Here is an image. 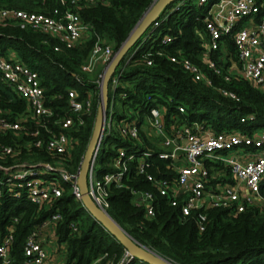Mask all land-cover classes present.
Listing matches in <instances>:
<instances>
[{
  "label": "trees",
  "instance_id": "trees-1",
  "mask_svg": "<svg viewBox=\"0 0 264 264\" xmlns=\"http://www.w3.org/2000/svg\"><path fill=\"white\" fill-rule=\"evenodd\" d=\"M154 1L82 0L72 4L88 33L74 46L14 20L0 22V53L24 61L39 72L47 103L54 111L46 122L55 133L67 134L71 142L69 150L60 154L35 147L32 143L37 136L30 131L37 128L45 131L33 117L23 121L30 130L0 129V147L10 144L19 150L11 156L0 149V241L13 235V264L24 262L27 238L34 235L40 241L46 223L57 212L61 219L50 224L58 244L64 246L65 264H149L138 258L123 263L127 255L124 245L92 216L74 193L72 183L57 174L55 168L63 166L70 173L78 172L94 130L100 101L98 79L103 67L86 71L83 64L90 59L97 42L110 44L115 52ZM215 1H171L121 59L115 72L119 83L114 86L111 79L109 84L108 115L114 121L126 119L135 123L139 135H125L117 124L105 131L94 164V178L102 180L107 173L116 171L113 161L119 149L125 150L127 169L120 185L108 186L107 212L138 242L176 264H264V178L262 199L242 212L213 207L193 210L189 215L182 213L183 196L173 205L172 195H162L148 180V175H152L175 184L178 178L174 161L163 156L168 150L162 143L163 133L153 125L150 130L143 127L145 114L150 116L152 124L153 106L162 109L166 133L174 134L182 123L195 122L214 132L239 130L253 134L264 129V90L240 73L226 79L232 64L241 67L232 34L223 35L217 49L207 50L210 36L206 17ZM0 7L54 14L56 9L63 11L66 4L61 0H0ZM263 14L264 9L257 19ZM168 36L171 38L166 39ZM173 56L188 58L199 65L211 82L195 78ZM209 60L220 67V73L209 66ZM70 89L77 91V98L84 104L91 100L90 110L85 107L74 110ZM224 90L234 92L235 96ZM0 107L11 110L9 115L15 119L28 105L24 97L0 81ZM130 108L133 113L127 115ZM67 117H72L75 123L65 127L63 121ZM146 152L149 155L145 158V172L141 174L137 158L130 160L128 156L139 157ZM204 162L209 172V188L235 182L231 166L207 157ZM18 163L45 165L38 177L56 182L61 195L41 204L33 202L29 188L21 186L23 182L5 169ZM147 192L154 197L153 216L139 203ZM200 214L205 215L203 229Z\"/></svg>",
  "mask_w": 264,
  "mask_h": 264
},
{
  "label": "built area",
  "instance_id": "built-area-1",
  "mask_svg": "<svg viewBox=\"0 0 264 264\" xmlns=\"http://www.w3.org/2000/svg\"><path fill=\"white\" fill-rule=\"evenodd\" d=\"M61 1L66 4V8L61 12L56 9L54 14L28 11L21 8L0 7V22L7 23L9 20H14L22 26H31L54 35L67 46H74L88 34L80 14L72 8V4H78L82 0ZM207 1L200 0L201 3ZM218 2L219 0H216L211 4L209 14L206 17V27L210 36L207 50L217 49L222 43L223 35L232 34L241 62L240 74L264 90V14L257 19V15L264 8V0H234L231 7L220 18H215L210 11L212 6ZM170 38L168 36L166 39ZM113 53L110 44L97 42L90 59L82 67L86 71H94L97 69L99 62H102L104 68ZM172 59L183 63L185 69L192 72L195 78L211 82L203 69L190 59L176 56H173ZM149 62L151 63V61ZM209 66L216 72H221L220 67L213 60H209ZM232 74L229 70L226 79H230ZM101 77L102 72L98 79L99 86ZM112 79L113 85L116 86L119 79L115 74ZM0 81H3L11 90L24 97L28 105L27 110L15 119L9 115L12 112L11 110H4L0 107V129L4 132L9 130L18 131L22 127V129L30 130L23 121H26L29 117L36 118L44 126L45 132H42L40 128L30 131L31 134L37 136L32 144L51 153L67 152L70 148V137L64 132L55 133L46 122V119L51 117L54 111L47 103L45 88L41 83L39 72L24 61L12 59L0 53ZM224 93L235 96L234 92L229 90H224ZM77 96V91L70 89L69 99L74 110L79 111L84 107L90 110L91 100L87 99L84 104ZM179 108L181 111L185 110L183 105H180ZM150 111L154 117L152 120L153 127L164 135L163 146L168 150L163 156L174 161L173 165L178 172V178L175 184L170 183L168 180L156 179L152 175H148V180L158 187L162 195L171 194L173 205L177 204L179 196H183L184 202L181 207L183 215H189L193 210L213 207L230 208L233 212L238 213L262 199L260 191L261 182L264 178V129L257 130L253 134L243 133L239 130L214 132L210 127L201 126L198 122H195L193 124L182 123L172 134L164 131L162 109L153 106ZM245 118L242 119L245 120ZM74 123L75 120L72 117H67L63 121L65 127ZM114 124L115 121L112 116L108 115L105 121L104 133L112 129ZM117 126L125 135L131 137L139 135L138 125L126 119L119 121ZM239 147H255V151L249 155L247 160L228 155L227 151ZM0 149L3 154L11 156L19 152L10 144L2 145ZM97 153L98 149L89 174V193L94 202L101 209L107 211L109 206L107 199L108 186L112 183L116 185L122 183L124 172L127 169L124 161L126 152L123 149L118 150V156L113 161L116 171L107 173L102 180L94 178V164ZM148 155L149 153L146 152L139 157H135V155L128 156L130 160L137 158L139 173L141 174L145 172V158ZM206 157L214 161H223L231 166L235 182L226 183L216 189L209 188L207 185L209 172L204 162ZM44 168L45 165L30 166L28 163H18L14 167L5 169L7 172H11L14 179L23 182L21 186L29 188V195L33 202L41 204L51 197L61 195V190L56 182L46 181L38 177L43 173L42 169ZM79 171L70 173L63 166L55 168L57 174L72 183L74 193L82 199L78 184ZM153 198L151 192H147L140 197L139 203L145 206L149 216L155 214ZM61 217L59 212L55 213L46 225L61 219ZM199 218L200 227L203 229L202 223L205 220V215L200 214ZM13 241L12 234L0 241V264H13ZM24 252L26 258L22 264H52L49 261L47 248L34 235L27 238ZM131 259L127 252L123 263H127Z\"/></svg>",
  "mask_w": 264,
  "mask_h": 264
},
{
  "label": "water",
  "instance_id": "water-1",
  "mask_svg": "<svg viewBox=\"0 0 264 264\" xmlns=\"http://www.w3.org/2000/svg\"><path fill=\"white\" fill-rule=\"evenodd\" d=\"M173 0H155L148 8L139 23L134 27L129 36L123 41L113 53L110 61L102 70L100 82V101L97 109L94 130L85 152L82 166L79 171L78 184L80 187L82 202L92 216L109 230L126 248L129 256L138 258L149 264H176L170 259L158 254L149 247L138 242L132 237L107 211L101 209L89 193V174L93 165L96 151L104 133L105 121L108 116L109 106V84L121 59L126 55L136 41L151 26L165 7Z\"/></svg>",
  "mask_w": 264,
  "mask_h": 264
},
{
  "label": "crops",
  "instance_id": "crops-1",
  "mask_svg": "<svg viewBox=\"0 0 264 264\" xmlns=\"http://www.w3.org/2000/svg\"><path fill=\"white\" fill-rule=\"evenodd\" d=\"M234 0H219L218 3L212 6L210 13L215 18H220L232 5ZM264 9V8H263ZM103 67V63L99 62L97 68ZM231 72L234 73H241V68H238L237 65L232 64L231 67H229ZM255 151V147L253 149H250L249 147H239L234 150L227 151L228 155H231L232 157H237L238 159L247 160L249 158V155ZM50 228H48V231H44L40 235V241L44 244V246L47 248V246H51V255L49 256V261L52 264H65V249L63 245H59L57 242V237L55 235L54 227L52 224ZM47 225V226H49ZM46 226V227H47ZM52 240H56L57 244L54 245L52 243ZM48 250V249H47Z\"/></svg>",
  "mask_w": 264,
  "mask_h": 264
},
{
  "label": "rangeland",
  "instance_id": "rangeland-1",
  "mask_svg": "<svg viewBox=\"0 0 264 264\" xmlns=\"http://www.w3.org/2000/svg\"><path fill=\"white\" fill-rule=\"evenodd\" d=\"M197 1V0H196ZM132 113H133V109H127L126 110V114L127 115H132ZM144 125H143V127L144 128H146L147 130H150V129H152L153 127H152V124H151V122H150V116L149 115H147V114H145L144 115ZM117 122H119V121H115V124H114V126L116 127V124H117ZM163 142H164V138H163ZM162 142V143H163ZM43 170V169H42ZM50 226L51 225H49V226H47V227H45L44 228V231L46 232V231H48V228H50ZM44 232V233H45ZM52 243L54 244V245H56L57 244V242H56V240H52ZM47 249H48V253H49V256L51 255V252H50V250H51V246H47Z\"/></svg>",
  "mask_w": 264,
  "mask_h": 264
}]
</instances>
